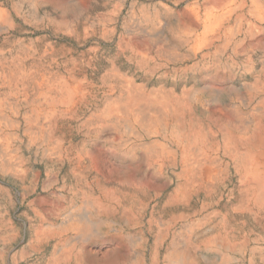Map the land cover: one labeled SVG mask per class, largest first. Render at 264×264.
Returning a JSON list of instances; mask_svg holds the SVG:
<instances>
[{"label":"rangeland","instance_id":"rangeland-1","mask_svg":"<svg viewBox=\"0 0 264 264\" xmlns=\"http://www.w3.org/2000/svg\"><path fill=\"white\" fill-rule=\"evenodd\" d=\"M35 1L0 0V264H77L76 255L85 264H136L141 255L152 264L156 255L163 264L179 233L211 238L215 218H232L236 190L221 150L223 97L241 93L252 114V87H264V31L246 59L238 18L217 9L205 23L203 7L222 0ZM135 100L152 103V129L129 107L117 125L104 123L109 108ZM172 125L200 131L208 177L192 168L178 177L182 149L165 138ZM105 197L111 215L82 238L79 207ZM231 221L245 239L244 264L252 250L261 264L264 232L245 216Z\"/></svg>","mask_w":264,"mask_h":264},{"label":"bare ground","instance_id":"bare-ground-1","mask_svg":"<svg viewBox=\"0 0 264 264\" xmlns=\"http://www.w3.org/2000/svg\"><path fill=\"white\" fill-rule=\"evenodd\" d=\"M32 1L34 2V0ZM35 3L38 4V0ZM217 9L219 12L217 14H227L239 19L241 33L244 34L241 48L242 55L246 59L253 58L251 56L253 52L252 45L256 41L259 31H264V0H222L216 8L210 5L205 6L203 7V13L206 19L205 23L209 22L213 16H216L215 13L212 15L209 12H214ZM198 15L199 13L196 12L197 17ZM143 18L149 23H155L158 20L155 16L146 15ZM199 48L200 46L196 50L198 51ZM125 92L127 93V91ZM250 94L251 100L255 102L252 108V114L250 115L242 111V106L247 107L248 104L245 103L246 99L241 93L226 91L224 94L223 99L228 104L224 107L221 150L226 155L228 162L233 165L236 178L234 201L228 207V212L232 218L235 216H245L249 226L253 228L258 227L264 232V87H252ZM132 102L130 104L125 101L122 109L109 108L102 118L104 123L110 122L117 125L119 122H115V120L116 118L119 119L120 111L125 112L129 107L131 109L128 111L134 113L137 120L145 123L148 129H152L155 117L151 111H147V108L149 109L152 103L148 100H143L142 106L139 107L137 105L140 102L138 103L136 100ZM141 107H143V110L140 109ZM167 108L174 114L173 110L175 109L173 103L171 106L168 103L167 106L163 107L165 110ZM167 131L165 138L171 144H177L182 149L180 165L183 171L178 176L181 181L190 176L191 168L193 171L198 169L200 175L208 177L209 169L203 166L208 158L203 155L200 131L195 127L187 135V133H180V130L174 125L170 126ZM43 134V130H40L39 136L42 137ZM105 138L108 139V143L111 144L110 146L115 144L111 135ZM215 146L213 152H216L214 155H217L219 148ZM200 157L205 159H199ZM147 161L150 165H156L152 158L147 157ZM193 164L196 165L195 168L191 167ZM120 184H125V181L122 180ZM104 187H106V184H104ZM174 194L176 198H184V188L181 184L175 189ZM105 200H107L106 197L104 200L86 201L79 207L84 216L79 218L81 222H77L79 220L74 221L80 225L79 230L82 238H84L87 229L93 221L103 222L100 217L102 213L108 212L109 216L111 215L110 212L112 209L109 206L105 208ZM108 201L111 202V198H108ZM231 219L227 217L215 218V224L211 228L212 237L202 242L194 241V231L191 229L187 230L185 234L179 233L180 244H178V248L172 245L173 248L169 251L167 250L163 264H244L243 256L247 250L245 239L238 232L237 226ZM72 227H74L73 224ZM42 236H44L43 233ZM83 250L84 248L82 247L81 251ZM254 251H251L247 264H255L257 262L254 253H252ZM133 254H136V251H133ZM62 256L63 258L61 259L65 262L70 261L73 263L71 254L68 253L65 255L64 253ZM76 261L77 264H85L82 258L77 255L75 257ZM152 261V264H158L156 255ZM260 262L264 264L262 255ZM135 263L142 264L143 256L137 257Z\"/></svg>","mask_w":264,"mask_h":264}]
</instances>
